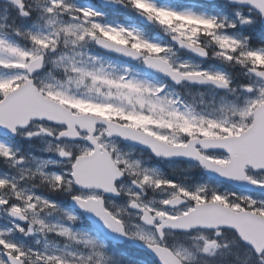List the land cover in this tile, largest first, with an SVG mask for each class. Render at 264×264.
I'll use <instances>...</instances> for the list:
<instances>
[{"label":"snow or ice","instance_id":"snow-or-ice-1","mask_svg":"<svg viewBox=\"0 0 264 264\" xmlns=\"http://www.w3.org/2000/svg\"><path fill=\"white\" fill-rule=\"evenodd\" d=\"M101 2L0 0V264H264V0Z\"/></svg>","mask_w":264,"mask_h":264},{"label":"rangeland","instance_id":"rangeland-1","mask_svg":"<svg viewBox=\"0 0 264 264\" xmlns=\"http://www.w3.org/2000/svg\"><path fill=\"white\" fill-rule=\"evenodd\" d=\"M160 1L162 2V4H160L158 1H156V3H157L158 5H162V6H170V7H174V6L172 5V3H173V2L180 1V0H160ZM76 2L79 3L80 0H76ZM171 2H172V3H171ZM88 4H94V3L91 2V1H88L86 5H88ZM185 4H186V3H185ZM95 6H96V5H95ZM96 7H97V6H96ZM97 8H98V10H100V11H102V12L105 13L104 10L99 9V7H97ZM119 8H120L121 11H123V13L126 14V17L123 18V22H117V23H122V24L124 23L125 25H129V26H133V27L139 28V29H141L142 31H144L145 34H147V35H149V36H157V35H159L160 37L163 36L162 33H158V30H157L155 27L150 28V29H145V28H142V27H141V28L138 27V26L135 24L136 16H135L134 12H132V11H130V10H128V9H126V8H124V7H122V6H120ZM181 9H191V8H183V7H181ZM222 9H226V8L224 7V4H222V3H217L216 5H214L213 7H211V10L218 11V13H220V12L222 11ZM191 10H193V9H191ZM193 11H194V10H193ZM0 15H2V12H0ZM105 19L108 20V18H107V14H106V13H105ZM136 22H137V21H136ZM0 23H3V21L0 20ZM242 28H248V27H247V26H244V27H239V26H238V30H239V31H241ZM255 28H257V26L250 27V30H251V31H254ZM257 41H258V42H261V38H260L259 35L257 36ZM262 42H264V41H262ZM262 42H261V43H262ZM187 99H190V97H187ZM60 197H61V196H60ZM61 198H62V197H61ZM65 201H66V204H65V205L62 204L61 202H58V201H57V202L60 203L63 207L67 208V207H68V206H67V205H68V200L65 199ZM0 223H2V221H0ZM147 258H148V257H147ZM147 258H144V261L147 260ZM219 262H220V259L217 257V258H215L214 261L211 262V264H212V263H219Z\"/></svg>","mask_w":264,"mask_h":264},{"label":"water","instance_id":"water-1","mask_svg":"<svg viewBox=\"0 0 264 264\" xmlns=\"http://www.w3.org/2000/svg\"><path fill=\"white\" fill-rule=\"evenodd\" d=\"M99 4H102L101 0H97ZM204 1H207V2H214V1H223V2H226V0H204ZM110 7H115V6H110ZM138 20L140 21V23H142L143 25H146V26H151V24H148L145 20H143L142 18L138 17ZM106 239L109 240V242H113V243H117V244H122L124 242H118L115 240V238L111 237V236H108L106 237ZM131 243L133 246H135L136 248L138 249H141L140 245L136 242H129ZM142 250V249H141Z\"/></svg>","mask_w":264,"mask_h":264},{"label":"trees","instance_id":"trees-1","mask_svg":"<svg viewBox=\"0 0 264 264\" xmlns=\"http://www.w3.org/2000/svg\"><path fill=\"white\" fill-rule=\"evenodd\" d=\"M258 29H259V33H260V26L258 25ZM243 32L245 33V34H249L248 33V28H243ZM252 34V33H251ZM252 36H254V34L252 35ZM255 38L253 37V39H252V45L254 46V47H256V46H258V44H257V42L254 40Z\"/></svg>","mask_w":264,"mask_h":264},{"label":"flooded vegetation","instance_id":"flooded-vegetation-1","mask_svg":"<svg viewBox=\"0 0 264 264\" xmlns=\"http://www.w3.org/2000/svg\"><path fill=\"white\" fill-rule=\"evenodd\" d=\"M59 202V201H58ZM62 204H66V201H60ZM144 255V254H143ZM219 258V257H218ZM220 259V258H219ZM244 259V257L243 256H241V258H240V261H236L235 262V264H240V262L242 261ZM142 264H144V256H143V258H142ZM214 264H219V263H214Z\"/></svg>","mask_w":264,"mask_h":264}]
</instances>
